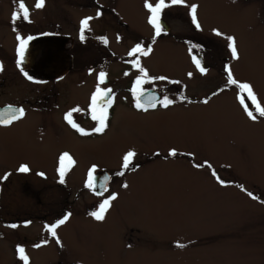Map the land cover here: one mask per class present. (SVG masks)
Listing matches in <instances>:
<instances>
[{
    "label": "flooded vegetation",
    "instance_id": "obj_1",
    "mask_svg": "<svg viewBox=\"0 0 264 264\" xmlns=\"http://www.w3.org/2000/svg\"><path fill=\"white\" fill-rule=\"evenodd\" d=\"M23 2L29 9V20L21 18L13 23V13L19 11V0L0 1V119L20 109L24 112L11 124H0V264H24L17 251L19 247L24 248L29 264H84L63 243L72 229L74 217L87 216L88 211L91 215L105 199L112 195L117 197L114 185L120 183L127 172L165 163L169 158L180 159L183 153L176 151V156H170L169 152L176 150L172 146L154 147L148 152L125 149L113 153L106 146L113 153V163L100 167L96 161L80 162L83 143L93 146L108 138L115 126L126 127L131 121L142 125L152 122L151 115L157 116L174 103H205V100L208 103L209 98L219 92L231 98L241 111L245 112V109L238 98L239 89L227 82L225 67L229 63L228 57L226 54L213 57L210 53L205 56L209 43L205 39L210 37L193 28L190 11L179 5L163 10L164 31L154 38L145 1L138 10L131 11L133 16L136 14L132 22L126 19V15H120L122 0H45L41 8L35 7L38 0ZM88 17L92 19L82 41L81 21ZM177 19L184 23L182 29L179 27L182 34L174 28ZM17 36L33 37L27 45L26 59L20 65L17 63ZM105 39L107 43H104ZM171 43L182 47L179 54L188 80H173L156 70L158 65L154 63L162 55L160 44ZM137 44L151 47L152 51L147 56H129ZM194 57L207 69L206 73L200 72ZM137 59L152 78L142 86L144 96L156 99V107L152 108L147 107L144 97L141 98L146 111L135 106L136 98L131 91L136 78L141 75L133 67V61ZM100 72L107 74L100 87L112 89L113 103L108 109L107 128L96 133L93 129L98 125L91 119L89 105ZM213 72V80L218 83L206 88L201 85L199 92L195 83ZM158 77L166 79H155ZM164 97L173 101L167 108L160 103ZM245 103L254 116L260 117L247 98ZM76 108L80 111L72 112V119L88 135H81L65 119L66 114ZM119 109L121 113L132 115L134 120L113 124ZM128 151H134L136 155L132 166L124 170L123 157ZM64 153H68L75 163L66 171L62 183L58 168ZM18 155L23 157L11 158ZM25 165L29 171L19 172L18 169ZM191 165L196 167L198 164L192 161ZM93 166L97 169L94 175L98 186L89 189L86 182ZM122 171L124 174L119 175ZM105 177L109 178L107 191H102L99 182ZM101 191L102 194L98 195ZM254 196L260 201L257 194ZM29 202L35 203L32 211L12 209L16 203ZM65 215H69V219L56 228L53 236L49 227ZM131 233H122V237L131 236Z\"/></svg>",
    "mask_w": 264,
    "mask_h": 264
},
{
    "label": "rangeland",
    "instance_id": "obj_2",
    "mask_svg": "<svg viewBox=\"0 0 264 264\" xmlns=\"http://www.w3.org/2000/svg\"><path fill=\"white\" fill-rule=\"evenodd\" d=\"M143 1L122 0L120 15L132 22L136 14L131 11ZM191 5H197L200 24L193 28L210 37L205 56L226 54L235 79L251 84L264 107V0H185L179 6L190 11ZM178 20L174 28L182 34L184 23ZM228 36L236 40L239 59L232 58ZM181 50L180 45L160 44L156 70L173 80H188ZM213 78L214 72L197 81L198 91L201 85L218 83ZM121 111L113 124L134 120ZM255 117L219 92L207 104L174 103L151 115L152 122L131 121L115 126L93 146L83 143L80 162L92 160L100 167L113 163L116 150L172 146L183 157L127 172L114 185L117 197L105 219L97 221L89 211L76 215L63 239L65 248L84 264H264V116ZM192 161L203 167H192ZM34 208L29 202L12 209Z\"/></svg>",
    "mask_w": 264,
    "mask_h": 264
},
{
    "label": "snow or ice",
    "instance_id": "obj_3",
    "mask_svg": "<svg viewBox=\"0 0 264 264\" xmlns=\"http://www.w3.org/2000/svg\"><path fill=\"white\" fill-rule=\"evenodd\" d=\"M185 0H170V4L166 3V0H158V2L153 5L152 3L149 2V0H145V7L149 11L150 15L148 18V23L154 28V38L158 37L161 35V33L164 31V26L161 22V15L164 9L172 6V5H182L184 4ZM45 0H38V3L35 5L36 8H41L44 6ZM29 9L26 7L25 3L23 0H19V11H16L13 13V23L17 19H23L25 21L29 20ZM99 15V13H98ZM190 15L192 22L195 24L197 28H200V24L197 19V5H191L190 8ZM91 17L85 18L84 20L81 21V40L83 41L85 39L84 32L86 29L89 27V21L91 20ZM215 34L218 36L223 35L220 33L218 30H214ZM47 35V34H45ZM17 39L19 41V46L17 49L18 52V65L23 64L25 59H26V52H27V45L30 40L33 39V37L29 36L26 39L22 38L20 36H17ZM227 40L229 41V48L231 51V55L233 59H239V54H238V49H237V43L234 37L228 36ZM104 43H107V40H104ZM152 51L151 47L145 48L141 44H137L135 47H133L130 52L129 56H138V55H144L147 56L149 53ZM194 63H196L197 68L200 70L201 73H206L207 69L201 66V62L199 59L196 57L193 58ZM133 67L137 68L141 75L136 78L134 82V87L131 89L133 95L136 98V104L135 106L138 109H143L147 110V107H156V99L155 97H145L144 96V89H143V84L146 83L149 79L147 71L141 67L139 60L133 61ZM0 70H2V66H0ZM23 70V69H22ZM225 72L227 73V82L229 85H235L239 89V95L238 98L240 100L241 105L244 107L245 112L247 115L255 120L256 117L253 115V111L249 109L248 104L245 103V98L251 101L252 105L254 106V109L257 113H259L260 116H264V107L261 106L259 103L257 96L255 92L253 91V87L251 84L247 82H238L232 73V70L230 66L225 67ZM25 75L27 76L28 74L25 72ZM106 73L105 72H100L98 76V84L96 87V90L90 97V114H91V119L97 122V127L93 129L94 132L96 133H102L108 126L107 121H108V109L112 106L113 99L112 96L110 95L112 93L111 88H101L100 85L103 84L106 80ZM191 76V73H189ZM31 79V77H28ZM155 79H166L165 77H158ZM173 83H177L176 81H173ZM144 97L145 102L147 104V107L145 106V103L141 102V98ZM207 103V100L204 101ZM161 105L165 108H167L169 105L173 103L172 100L168 99L167 97H164L163 100L160 101ZM11 112V108L9 109ZM74 111H80L79 108L71 110L69 113L66 114L65 119L67 122L74 128L76 129L81 135H88L89 133L79 127L72 119V112ZM24 115V112L22 109L18 110L17 112L13 114H5V118L0 119V124L4 125H9L11 124L14 120L22 117ZM178 153L176 150H171L169 152L170 156H176ZM136 153L134 151H128L124 157H123V163H122V168L124 170H128L130 166H132L133 159L135 157ZM75 161H73L72 157L68 153H64L61 155L59 159V168L58 172L61 177V182L63 183V177L66 173V171L74 165ZM196 167H203V165H196ZM211 167V165H209ZM96 166H93L89 172H88V179L86 182V187L89 189H96L97 188V177L94 175L96 172ZM19 172L21 173H27L29 171V168L25 166H21L18 169ZM119 175H123L124 172L118 173ZM40 175H43L42 173ZM213 175L215 176L216 173L213 171ZM6 178V177H5ZM107 177L101 178L99 182V187L102 189V191H107L106 187V181ZM219 180V177H217ZM221 184H224V181H219ZM127 187V185H125ZM101 192H98L97 194L100 195L102 194ZM250 197L255 199L256 197L253 196L252 193H248ZM116 196L112 195L110 198L105 199L100 205L97 211L92 212L91 215L97 220V221H103L105 219V214L108 211L109 207L111 206V201L115 200ZM70 215V214H69ZM69 215H65L61 220L57 222V224H54L49 227L48 231L55 236L56 235V228L59 227L60 225H63L68 219ZM12 227H16L15 225H12ZM59 242V241H58ZM40 245H37L39 247ZM179 247H185V245H178ZM19 257L22 261H24V264H29V258L25 254V250L23 247H19L17 249Z\"/></svg>",
    "mask_w": 264,
    "mask_h": 264
}]
</instances>
